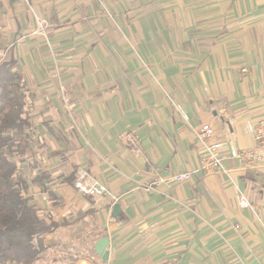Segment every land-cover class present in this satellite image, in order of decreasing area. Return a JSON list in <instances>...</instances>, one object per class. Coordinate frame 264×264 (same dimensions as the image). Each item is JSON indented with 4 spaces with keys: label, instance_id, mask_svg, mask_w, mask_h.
Listing matches in <instances>:
<instances>
[{
    "label": "crops",
    "instance_id": "0c3cea01",
    "mask_svg": "<svg viewBox=\"0 0 264 264\" xmlns=\"http://www.w3.org/2000/svg\"><path fill=\"white\" fill-rule=\"evenodd\" d=\"M0 50L26 95L17 174L56 226L34 264H264V165L168 180L197 169L204 124L253 147L264 0H0ZM78 170L109 194H80Z\"/></svg>",
    "mask_w": 264,
    "mask_h": 264
},
{
    "label": "trees",
    "instance_id": "16d2710c",
    "mask_svg": "<svg viewBox=\"0 0 264 264\" xmlns=\"http://www.w3.org/2000/svg\"><path fill=\"white\" fill-rule=\"evenodd\" d=\"M16 61H0V264H34L45 250L43 236L55 229L47 224L26 194L13 157L22 151L20 136L28 125L25 90L14 70Z\"/></svg>",
    "mask_w": 264,
    "mask_h": 264
},
{
    "label": "built area",
    "instance_id": "2783aa9c",
    "mask_svg": "<svg viewBox=\"0 0 264 264\" xmlns=\"http://www.w3.org/2000/svg\"><path fill=\"white\" fill-rule=\"evenodd\" d=\"M37 29L33 34H40L45 28V22L36 19ZM45 37V36H44ZM6 53L0 50V61ZM246 70L243 69V72ZM249 133L254 145L248 149H238L227 141L217 140L214 130L209 124H204L200 128L194 129L193 134L198 146V167L191 172H182L171 175L168 180L172 183H183L191 180L193 173L225 172L222 162L225 158L235 159L244 166L257 167L264 165V121H259L249 128ZM165 180L159 178L154 184L163 183ZM74 188L82 195L96 197L108 195L107 187L96 180L91 179L83 170L76 172ZM238 205L240 208L251 207L244 195H238Z\"/></svg>",
    "mask_w": 264,
    "mask_h": 264
},
{
    "label": "water",
    "instance_id": "95a60500",
    "mask_svg": "<svg viewBox=\"0 0 264 264\" xmlns=\"http://www.w3.org/2000/svg\"><path fill=\"white\" fill-rule=\"evenodd\" d=\"M114 210H117V207H114ZM108 241L106 238H102L97 241L95 246V252L98 256L102 258L103 261L107 260V251L105 250L107 247Z\"/></svg>",
    "mask_w": 264,
    "mask_h": 264
},
{
    "label": "rangeland",
    "instance_id": "374dc122",
    "mask_svg": "<svg viewBox=\"0 0 264 264\" xmlns=\"http://www.w3.org/2000/svg\"><path fill=\"white\" fill-rule=\"evenodd\" d=\"M3 264H10V263H3Z\"/></svg>",
    "mask_w": 264,
    "mask_h": 264
}]
</instances>
